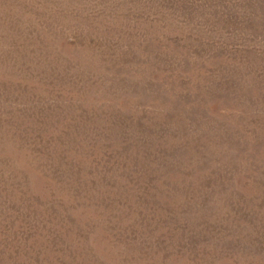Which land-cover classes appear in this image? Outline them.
<instances>
[{
    "label": "rangeland",
    "instance_id": "rangeland-1",
    "mask_svg": "<svg viewBox=\"0 0 264 264\" xmlns=\"http://www.w3.org/2000/svg\"><path fill=\"white\" fill-rule=\"evenodd\" d=\"M0 264H264V0H0Z\"/></svg>",
    "mask_w": 264,
    "mask_h": 264
}]
</instances>
